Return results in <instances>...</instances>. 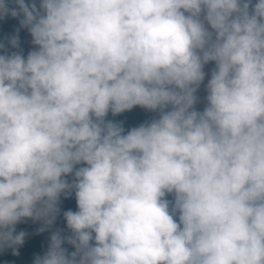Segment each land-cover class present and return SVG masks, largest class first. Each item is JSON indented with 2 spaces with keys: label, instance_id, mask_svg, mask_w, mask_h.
Masks as SVG:
<instances>
[{
  "label": "clouds",
  "instance_id": "obj_1",
  "mask_svg": "<svg viewBox=\"0 0 264 264\" xmlns=\"http://www.w3.org/2000/svg\"><path fill=\"white\" fill-rule=\"evenodd\" d=\"M16 3L37 47L0 55V250L75 190L34 264H264V0ZM136 106L159 118L106 119Z\"/></svg>",
  "mask_w": 264,
  "mask_h": 264
},
{
  "label": "trees",
  "instance_id": "obj_2",
  "mask_svg": "<svg viewBox=\"0 0 264 264\" xmlns=\"http://www.w3.org/2000/svg\"><path fill=\"white\" fill-rule=\"evenodd\" d=\"M6 3L10 10L15 9L17 12L20 11L16 0H6ZM25 3L31 5L34 3V0H25ZM23 19V13H20V15L16 17H13L9 13L3 18H0V43L5 45L4 49H0V55L11 54L15 52L22 54L25 58L27 57L29 50L25 42L26 27L21 26V21ZM13 38H17L18 47H12L9 43ZM212 67H215L214 62ZM158 118V112H152L139 106H136L133 109L120 113L116 116H113L112 113L109 112L108 116L106 117V119L109 121L122 124L125 129V134H127V131L131 128L139 127L141 124ZM81 166L85 165H77L76 167L79 168ZM67 177H65V179H67ZM68 182L71 184L74 182V180L71 178V182ZM167 199L171 201L173 197L169 195ZM58 208L59 213L56 215L53 224L48 226L43 232L38 231L44 226L43 221L25 219L17 224L16 232L18 233L20 231H24L26 233L25 242L23 245H20L15 249L4 248L0 250V264H34V260L37 256L43 257V255H45L48 251L50 238L54 232L59 231L63 237L71 235V232L67 227V221L64 218V213L69 210L73 212L78 210L75 198V190H70V192L60 196ZM62 247L67 249L68 253L75 251V248L66 241L62 244ZM14 251L18 252V255H14Z\"/></svg>",
  "mask_w": 264,
  "mask_h": 264
},
{
  "label": "rangeland",
  "instance_id": "obj_3",
  "mask_svg": "<svg viewBox=\"0 0 264 264\" xmlns=\"http://www.w3.org/2000/svg\"><path fill=\"white\" fill-rule=\"evenodd\" d=\"M257 2V0H252V4L254 5L255 3ZM34 3L36 4L37 6V9L39 10L40 8V0H34ZM250 11H251V8H250ZM25 42H26V45H27V48L30 51L34 50L37 46H35L33 43H32V37H31V34L29 32V29L26 27V30H25ZM213 69V68H212ZM212 69L210 70V62L209 64L205 65V79L203 81V83L200 85L196 95L198 97V102L197 104L195 105V108L196 110L198 111H203L204 107L206 106V96H207V91H206V85L208 83V80L211 78V71ZM132 125V124H131ZM133 127V125H132ZM73 180H74V175H69ZM70 177H67V180L71 182V178Z\"/></svg>",
  "mask_w": 264,
  "mask_h": 264
},
{
  "label": "crops",
  "instance_id": "obj_4",
  "mask_svg": "<svg viewBox=\"0 0 264 264\" xmlns=\"http://www.w3.org/2000/svg\"><path fill=\"white\" fill-rule=\"evenodd\" d=\"M210 63H211V64H210V65H211V66H210V70H211V69H212V62H210ZM204 71H205V67H204Z\"/></svg>",
  "mask_w": 264,
  "mask_h": 264
}]
</instances>
